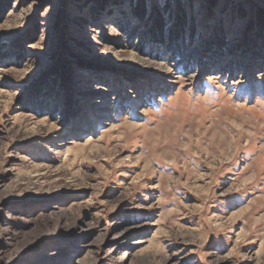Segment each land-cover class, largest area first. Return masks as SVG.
I'll list each match as a JSON object with an SVG mask.
<instances>
[{"label": "rangeland", "instance_id": "rangeland-1", "mask_svg": "<svg viewBox=\"0 0 264 264\" xmlns=\"http://www.w3.org/2000/svg\"><path fill=\"white\" fill-rule=\"evenodd\" d=\"M1 1L0 264H264V0Z\"/></svg>", "mask_w": 264, "mask_h": 264}, {"label": "trees", "instance_id": "trees-1", "mask_svg": "<svg viewBox=\"0 0 264 264\" xmlns=\"http://www.w3.org/2000/svg\"><path fill=\"white\" fill-rule=\"evenodd\" d=\"M1 2L2 1L0 0V10H1ZM174 33L176 34V37H177V31L173 32L172 33V37H171V40L172 41H173V39H175ZM160 36L161 35H158V37H157V35H154V37H156L158 40H162V38ZM55 69H56L55 71H56L57 76L58 77H62L64 79L65 73H63V71H62V65H61V63H58V65L55 66Z\"/></svg>", "mask_w": 264, "mask_h": 264}]
</instances>
